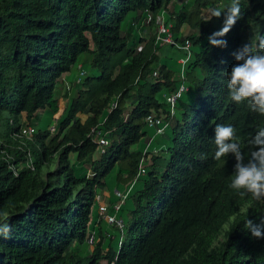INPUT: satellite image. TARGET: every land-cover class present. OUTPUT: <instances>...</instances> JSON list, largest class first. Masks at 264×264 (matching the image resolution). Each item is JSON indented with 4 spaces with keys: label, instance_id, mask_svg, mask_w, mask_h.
<instances>
[{
    "label": "trees",
    "instance_id": "1",
    "mask_svg": "<svg viewBox=\"0 0 264 264\" xmlns=\"http://www.w3.org/2000/svg\"><path fill=\"white\" fill-rule=\"evenodd\" d=\"M221 1L0 0V264H264V239L244 227L264 220V201L229 187L234 154L214 159L216 124L235 127L245 159L264 126L248 128L255 112L230 99L226 75L242 63L234 54L264 35V0H241L242 17L218 37L227 47H217L208 38L220 29L201 13ZM162 9L176 44H161L156 29L140 35L144 17L155 25ZM187 39L191 56L175 76L159 50ZM181 69L193 101L183 93L170 117ZM60 97L67 104L54 133L51 123L36 126L43 111H60ZM149 113L166 115L171 143L151 154L115 214L119 226L100 215L97 197L108 178L123 191V175L137 174ZM28 124L32 136L20 132ZM111 194L114 214L120 197ZM105 223L121 234L117 243Z\"/></svg>",
    "mask_w": 264,
    "mask_h": 264
},
{
    "label": "clouds",
    "instance_id": "2",
    "mask_svg": "<svg viewBox=\"0 0 264 264\" xmlns=\"http://www.w3.org/2000/svg\"><path fill=\"white\" fill-rule=\"evenodd\" d=\"M208 6L206 8H208ZM204 9L202 10L201 13V16L205 18L204 21L205 22L211 21L212 18L215 17L218 18L215 19V21L220 25L219 27L220 30L214 32L211 36H209L208 39L210 43L213 46H217V47H227V41L224 39H218V37H224L237 23V21L242 17L243 11H242L241 0H230V3H228L227 5H223L221 3L220 5H213L212 7L207 9L205 17L203 16ZM166 11L168 10L162 9V11L159 14V17L162 16L161 14L162 13L164 14V12ZM222 15L224 16L223 23L220 20V17ZM148 16L150 15H147V17ZM147 17H144V19L140 23L141 26H144L146 23L150 24L151 19L149 22H146ZM155 23L157 26V21ZM186 54L187 53L185 52V56ZM234 55L236 61H241L242 63L234 64L231 70L226 73L228 77L227 87L229 90V97L233 102L237 104H242L245 101H247L250 110L252 112H255V118L248 125V128L251 131H253V129L257 125L264 122V35H253L250 38V42L248 44H245L244 47ZM182 73L184 74V78L182 76ZM180 77L182 80L181 83H183L184 80L186 89L177 98L181 97L184 92L188 91V86L186 84V74L185 71H183L182 69H181ZM180 86L181 84L178 86V88ZM174 93L170 94L169 96L173 95ZM169 96H167V100ZM177 98L175 99L173 108L171 102L168 101L170 103V109H169L170 117H173L175 114V110H176L175 103ZM128 116L129 113L125 115V118H127ZM157 116L163 117V123L161 126L163 127L162 132H157V128L149 126L146 120L145 123L147 127L155 128L156 133L164 134L166 128L168 127L169 120L166 119V115L164 114H157ZM214 131H215L214 143L216 145L214 159L219 161L221 160V158L227 156L229 153L235 155V159H236V164L234 166L235 171L231 175L229 187L234 191H236L241 196H250L255 201H264V126H259L257 131L253 132L255 133V135L248 140L247 143L249 145V155L247 159H245V155L241 148V143L237 140L236 129L233 125L216 124ZM97 135L98 133H96V136ZM99 135L106 136V132L102 133L101 130H99ZM152 141H153V137H148L146 140V146L143 149V156H141L138 164V171L142 158L145 159V170H146L147 164L150 163L151 161L150 159L151 154L161 153L157 151L162 149V147H156L153 150H150L151 147L150 144L152 143ZM147 145H148V149L144 153V150L147 147ZM138 171L135 177L131 181L126 183L125 189L128 188L133 181L135 183V181L140 175H143V174L138 175ZM97 198L100 203L107 204L104 201L102 202L99 199V197ZM244 227L250 232L253 238L264 239V220H262L260 224H256L253 222V220L246 219L244 222Z\"/></svg>",
    "mask_w": 264,
    "mask_h": 264
},
{
    "label": "rangeland",
    "instance_id": "3",
    "mask_svg": "<svg viewBox=\"0 0 264 264\" xmlns=\"http://www.w3.org/2000/svg\"><path fill=\"white\" fill-rule=\"evenodd\" d=\"M223 1H221L220 3L224 4L226 2L225 0H223ZM220 3L219 2H213L208 6V8L212 7L213 5H220ZM208 8H205L203 11L204 17H205V14H206V11ZM164 15H165V18L167 21H171V20H169V18L171 17L170 11L164 12ZM215 19H218V18H215V17L212 18L211 26L219 28L220 25L215 21ZM155 29H156V24L150 25L149 23H146L143 26V29L140 30L139 32H140L141 37H146V36H149L152 33V30H155ZM182 29L184 32H187L190 28L188 25H184V26H182ZM159 55H160V61H161V58L164 61H166L169 64V66L175 71V76L178 75V71H180V64H179L180 62L179 61L182 57L185 56L184 50L178 49L174 45H162V47L159 50ZM84 58L88 59V55H85ZM84 62L85 63H83V64H84L85 69L92 71V72H98L97 70L96 71L93 70L90 67L88 62H86V61H84ZM75 76H76V69L73 68L71 73L68 74V79L73 80ZM184 96L187 98V100L189 102L193 101V97L191 95H189L187 92H184ZM58 101H59V104L61 105V106L59 105L60 111L55 113V114L52 113L51 111H43L41 113V116L39 117V119H36V118L33 119V121H35L36 126L39 127L40 125H45L47 123H49V124L51 123V125L55 124L56 119L61 115V112L63 111V109L65 108V106L67 104V100L65 98L61 97L60 99H58ZM179 114H180V111L177 112L178 116H179ZM81 117L85 118L84 115H81ZM146 130H147V135H145L143 137V141H141L140 145L136 146L137 149L141 150L146 146L145 138H147V137H153V141L150 144V146H151L150 150H153L154 148L159 147L161 145H165L164 147L166 148L167 145H169L171 143V136H172L171 127L166 128V131L164 132V134L156 133L155 128L146 127ZM157 152H162V149L158 150ZM166 158L167 157H165V158L161 157L160 161L162 163H164V162H166ZM122 181H123V184H126L129 180L123 175ZM117 185L119 186V183L116 181V179L108 178L107 183H106V188L108 190H111L112 192H114ZM100 195H101V197H100ZM98 197L100 200H102V194H99ZM106 203L110 204V200L106 199ZM105 226L110 231L114 230V233L116 236L115 243H117L118 237L121 236V234L120 233L118 234L117 229H113V227L111 225H108L105 223Z\"/></svg>",
    "mask_w": 264,
    "mask_h": 264
},
{
    "label": "built area",
    "instance_id": "4",
    "mask_svg": "<svg viewBox=\"0 0 264 264\" xmlns=\"http://www.w3.org/2000/svg\"><path fill=\"white\" fill-rule=\"evenodd\" d=\"M162 16H160L157 20V26H156V31H157V40L161 43V44H166V43H173L176 44L175 38H174V33L172 31V27H173V23L172 22H166L165 18H164V14H161ZM151 19V16H148L146 19V22H149ZM180 46L181 49H183L187 54L184 58L181 59V62L184 63L188 60V58L191 56V42L187 39L185 41L184 44H178ZM141 48V47H139ZM81 73H84V70L81 71ZM182 76L184 78V74L182 73ZM186 89V86L184 84V80L183 83H181V86L178 88V90L171 96L168 97V101L171 102L172 104V108L175 102V99L181 95V93ZM147 124L151 127H156L157 128V132H162L163 131V127L162 123H163V117L162 116H157L155 113H149L146 118H145ZM51 131L54 132L55 130V126H52ZM94 128L92 129V132H94ZM21 134L22 135H27V136H32L34 134V127L32 125H24L21 128ZM98 135L95 136V140L98 142L99 147L101 152H104L106 150V146L108 145L109 141L106 138V136H100L99 135V131H97ZM148 149V145L144 150V153L147 151ZM30 160L31 158L28 157V161L27 164L30 166ZM145 159L142 158L140 165H139V171H138V175L140 174H144L145 173ZM134 181L129 185L128 188H126L123 191L120 190H116V194L120 197V199L116 202H114L112 204V207L115 209V213L114 214H110L108 212V205L107 204H103L100 203L99 205V213L101 214V216L103 218H105L108 222L113 223L116 222L119 226H122V220L121 219H117L116 218V212L119 210L120 206L123 204L126 196L128 195L132 185H133ZM91 242H92V238H91Z\"/></svg>",
    "mask_w": 264,
    "mask_h": 264
},
{
    "label": "crops",
    "instance_id": "5",
    "mask_svg": "<svg viewBox=\"0 0 264 264\" xmlns=\"http://www.w3.org/2000/svg\"><path fill=\"white\" fill-rule=\"evenodd\" d=\"M60 98H61V97H60ZM60 98H59V99H60ZM60 106H61V105H60ZM124 185H125V184H124ZM124 187H125V186H124ZM101 192H102V200H101L102 202H103V201L106 202V199H108V200H112V199H111V197H112V194H111L112 192H111V191H109V190H107V189H106V190H103V189H102Z\"/></svg>",
    "mask_w": 264,
    "mask_h": 264
}]
</instances>
